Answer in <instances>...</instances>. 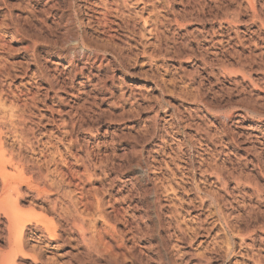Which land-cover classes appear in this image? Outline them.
I'll list each match as a JSON object with an SVG mask.
<instances>
[{
	"label": "rangeland",
	"instance_id": "rangeland-1",
	"mask_svg": "<svg viewBox=\"0 0 264 264\" xmlns=\"http://www.w3.org/2000/svg\"><path fill=\"white\" fill-rule=\"evenodd\" d=\"M0 112L60 186L0 264H264V0H0Z\"/></svg>",
	"mask_w": 264,
	"mask_h": 264
},
{
	"label": "bare ground",
	"instance_id": "bare-ground-1",
	"mask_svg": "<svg viewBox=\"0 0 264 264\" xmlns=\"http://www.w3.org/2000/svg\"><path fill=\"white\" fill-rule=\"evenodd\" d=\"M8 139L9 138H0V224L5 225V223H7L6 227L10 234V254H16L19 251H22V239L25 229L31 230L32 228H35L37 231L46 232L52 238L57 236L55 235L54 219H48L45 216L43 217L42 214H40L42 217L37 215L39 218H31V215H33L35 211L30 212L32 209L29 210V212L25 211L21 206V202H24L25 198H32V200H34L33 198L34 196L36 197L37 194L39 197L43 194L49 196L51 191H56L57 188L60 189V186L58 187L55 183L48 180L46 174H44V176L46 175L44 177V170L40 168L41 166L37 167V163H31L30 159L32 158L29 160L24 157L22 158L20 153H18L14 147L15 143L10 145ZM15 141L17 145L18 142L19 145H21L17 138ZM33 202H35V200ZM36 205L44 209L43 206L38 205L37 203ZM52 210L54 215H59L58 211L60 208L59 210L52 208ZM61 212L63 211L61 210ZM64 212L69 214V216H73V214L77 213H73L74 211H72V214L69 210H65ZM61 219L63 220L64 218ZM12 261L13 258H6L3 262L10 264L13 263Z\"/></svg>",
	"mask_w": 264,
	"mask_h": 264
}]
</instances>
